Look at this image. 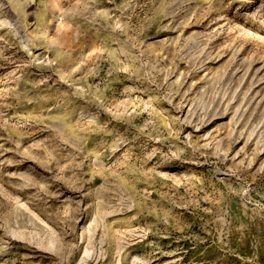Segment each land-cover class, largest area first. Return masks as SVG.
Returning a JSON list of instances; mask_svg holds the SVG:
<instances>
[{"label":"rangeland","instance_id":"rangeland-1","mask_svg":"<svg viewBox=\"0 0 264 264\" xmlns=\"http://www.w3.org/2000/svg\"><path fill=\"white\" fill-rule=\"evenodd\" d=\"M0 264H264V0H0Z\"/></svg>","mask_w":264,"mask_h":264}]
</instances>
